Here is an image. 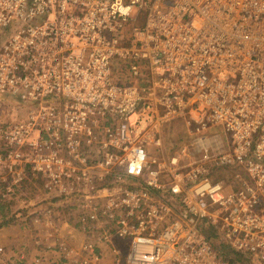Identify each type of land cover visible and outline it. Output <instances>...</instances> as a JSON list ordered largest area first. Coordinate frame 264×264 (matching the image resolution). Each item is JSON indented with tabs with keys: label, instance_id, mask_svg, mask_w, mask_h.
Wrapping results in <instances>:
<instances>
[{
	"label": "built area",
	"instance_id": "obj_1",
	"mask_svg": "<svg viewBox=\"0 0 264 264\" xmlns=\"http://www.w3.org/2000/svg\"><path fill=\"white\" fill-rule=\"evenodd\" d=\"M3 96L37 105L0 128L1 197L35 180L84 236L19 261L264 264V0H0ZM239 165L235 190L212 175ZM29 218L57 237L54 208Z\"/></svg>",
	"mask_w": 264,
	"mask_h": 264
},
{
	"label": "rangeland",
	"instance_id": "obj_2",
	"mask_svg": "<svg viewBox=\"0 0 264 264\" xmlns=\"http://www.w3.org/2000/svg\"><path fill=\"white\" fill-rule=\"evenodd\" d=\"M34 104L37 105L36 102L32 104L15 98L0 97V128L24 118L28 111L34 109ZM179 120L180 118L175 119L172 123H177ZM171 124L164 126L162 130L165 159L169 158L168 153L173 152L181 143H185L187 138L184 125ZM212 175L223 180L228 191L238 188L242 180H250V175L241 165L216 169ZM3 185L4 182L0 175V191ZM2 202H5V208L2 209V204H0V222L8 221V224L0 227V248L3 249L0 251V264H26L17 259L19 254H25L28 258L43 247L45 242L50 243L49 240L79 243L84 237L78 228L77 217L80 209L76 200L58 195H47L35 180H28L17 195L4 199ZM47 207L55 209L59 232L54 236L57 237H42L45 234L43 230L30 222L29 217L34 212ZM3 211L5 215H1Z\"/></svg>",
	"mask_w": 264,
	"mask_h": 264
},
{
	"label": "trees",
	"instance_id": "obj_3",
	"mask_svg": "<svg viewBox=\"0 0 264 264\" xmlns=\"http://www.w3.org/2000/svg\"><path fill=\"white\" fill-rule=\"evenodd\" d=\"M2 200L4 201V199L0 196V202H2ZM0 204H2V209H4L5 202H2ZM1 215H5V212H1ZM6 224H8V221H5L3 223L0 222V227ZM202 230L204 234L212 241L215 249L224 258L228 259L231 262H246L248 260V257L245 254L236 252L232 249L231 245L225 241L216 226L204 222L202 225Z\"/></svg>",
	"mask_w": 264,
	"mask_h": 264
},
{
	"label": "crops",
	"instance_id": "obj_4",
	"mask_svg": "<svg viewBox=\"0 0 264 264\" xmlns=\"http://www.w3.org/2000/svg\"><path fill=\"white\" fill-rule=\"evenodd\" d=\"M174 124H178V122H177V123H174ZM174 124L172 123L171 125H174ZM179 124H180V123H179ZM182 125H183V124H182ZM43 236H46V237H51V236H47V235H45V234H44V235H42V237H43ZM45 243H46V242H45Z\"/></svg>",
	"mask_w": 264,
	"mask_h": 264
}]
</instances>
